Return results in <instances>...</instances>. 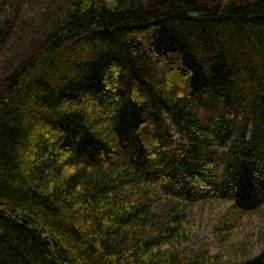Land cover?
Here are the masks:
<instances>
[{
    "label": "trees",
    "instance_id": "trees-1",
    "mask_svg": "<svg viewBox=\"0 0 264 264\" xmlns=\"http://www.w3.org/2000/svg\"><path fill=\"white\" fill-rule=\"evenodd\" d=\"M23 2L0 0L1 49L33 30ZM150 3L74 0L9 77L0 264H215L194 209L222 242L264 226V0Z\"/></svg>",
    "mask_w": 264,
    "mask_h": 264
},
{
    "label": "rangeland",
    "instance_id": "rangeland-1",
    "mask_svg": "<svg viewBox=\"0 0 264 264\" xmlns=\"http://www.w3.org/2000/svg\"><path fill=\"white\" fill-rule=\"evenodd\" d=\"M74 0H24L27 16L31 17L33 30L26 36L19 39L9 48H0V99L7 93L8 79L16 70L27 68L37 59L49 34L61 24V19L66 10ZM173 0H150L151 4L159 10H167L168 5ZM209 6H214L222 0H200ZM60 5V10L56 11L54 5ZM57 5V6H58ZM67 8V9H66ZM53 10L56 13L50 17ZM58 10V9H57ZM62 10L65 12L62 13ZM61 11V12H60ZM11 43L4 45L9 46ZM174 140L177 136L172 130ZM216 206H200L193 210L192 217L199 222V228L195 235V244L200 246L207 242L209 247L217 252L215 264L235 263L239 255L250 256V253L258 254L263 249L264 226L259 216H245L238 222L239 242L234 239H227L224 242L211 238L215 230L216 223L214 215ZM241 253V254H239Z\"/></svg>",
    "mask_w": 264,
    "mask_h": 264
},
{
    "label": "bare ground",
    "instance_id": "bare-ground-1",
    "mask_svg": "<svg viewBox=\"0 0 264 264\" xmlns=\"http://www.w3.org/2000/svg\"><path fill=\"white\" fill-rule=\"evenodd\" d=\"M223 1L224 0H222V1H220L218 4H216V5H214V6H209V7H211V9H214V8H216L218 5H222L223 4ZM242 3L243 2H245L246 0H240ZM255 1H259V0H255ZM150 5H152L151 3H150ZM172 5H173V1L168 5V11L166 10H161V12H163V13H167V12H169V11H171L172 10ZM151 7H155L154 5H152ZM159 10V9H158ZM166 119H167V117H166ZM171 126V125H170ZM171 129H172V126H171ZM178 138V137H177ZM176 141V140H175ZM177 142V141H176ZM246 216H255V215H246ZM243 217H245V216H242V217H240L239 218V220H238V222H240V221H242V218ZM237 225H238V223H237ZM215 229H216V226H215ZM239 230V229H238ZM215 231V230H214ZM238 235H239V231H238ZM227 239H234L233 241L235 242V233H234V238H233V234L232 235H230L228 238H226L225 240H227ZM218 240H220V239H218ZM221 241V240H220ZM222 242V241H221ZM224 242V241H223ZM236 243H238V242H236ZM263 249H264V243H263ZM263 249L258 253V254H254V253H250V256H248V257H250V258H252V257H257V256H259L260 255V253L263 251ZM240 254V253H239ZM245 258H248L247 256H244Z\"/></svg>",
    "mask_w": 264,
    "mask_h": 264
}]
</instances>
